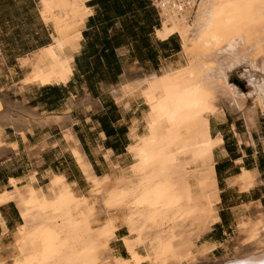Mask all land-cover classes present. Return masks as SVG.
Masks as SVG:
<instances>
[{
	"label": "bare ground",
	"instance_id": "obj_1",
	"mask_svg": "<svg viewBox=\"0 0 264 264\" xmlns=\"http://www.w3.org/2000/svg\"><path fill=\"white\" fill-rule=\"evenodd\" d=\"M84 3L85 0H41V16L53 24L54 34L49 47L20 60L21 66L29 70L21 80L24 85H66L72 79V52L78 49L81 28L92 13ZM156 34L161 40L177 35L182 60L176 68L168 67L161 75L145 76L122 88L124 96H139L147 107L143 132H138L136 122L131 129L128 151L134 164L130 180L109 186L110 177L95 176L79 149L72 154L89 186V196L79 194L73 185L71 189L64 176L53 175L46 189L35 188L38 181L34 173L27 176V187L22 186L26 178L9 180L10 189L0 194V207L9 203L23 207L24 213L20 214L24 225L15 232L8 249L0 244V264H193L196 257L191 252L170 257L175 249L168 237L171 232L169 235L165 230L186 224L198 213L210 216L213 204L220 201L214 150L222 139L211 136V118L222 114L223 104L243 110L249 97L253 107L264 111V77L249 83L251 93L242 94L230 82L228 73L264 49V0H199L193 9L163 10ZM5 112L0 111V149L4 146L1 136L5 126H12L25 137L22 127L30 122ZM246 119L250 125L252 119ZM53 121L54 118L46 119L47 123ZM235 183L245 192L256 184L252 173L246 171ZM53 188L58 191V202L48 197ZM199 199L206 200L207 209L199 208ZM98 201L106 213L102 222L98 220ZM52 204L57 215L41 218L40 211ZM35 212L39 214L33 216ZM112 213L119 216L113 218ZM2 216L0 211L3 235L7 233V220ZM62 217L72 234L57 223ZM238 225L245 229L242 243L248 246L244 250L247 254L217 264H264V213L259 211ZM120 227L137 238L123 240L129 260H117L110 253L111 240ZM153 230L165 235H155L153 243L142 248L143 236ZM91 232L97 241L94 237L80 242ZM214 247L205 245L204 254Z\"/></svg>",
	"mask_w": 264,
	"mask_h": 264
},
{
	"label": "crops",
	"instance_id": "obj_2",
	"mask_svg": "<svg viewBox=\"0 0 264 264\" xmlns=\"http://www.w3.org/2000/svg\"><path fill=\"white\" fill-rule=\"evenodd\" d=\"M40 3L0 0V82L8 83L0 87L3 111L30 121V126L22 127L25 137L12 126L4 127L0 194L10 189L9 180H21L32 173L42 187L53 175L64 176L83 194L86 182L72 149H79L97 177L109 174L113 165L125 170L131 161V129L136 122L141 132L147 107L139 96H124L122 88L177 67L182 44L177 35L158 38L161 21L150 0H135L132 8L122 13L116 12L113 1L85 0L92 13L81 28L79 50L72 52V79L66 85L24 87L21 80L29 70L20 60L49 47L54 34L53 24L41 16ZM224 105L222 114L210 120L211 136L222 139L214 150L220 201L216 205L219 221L198 242L215 246L206 257H199L203 264L234 257L243 239L240 221L264 213V112L253 107L251 99L243 110ZM247 116L252 119L250 125ZM47 118L54 121L47 123ZM243 171L252 173L256 182L248 192L235 183ZM4 206L0 211L7 220V233L2 235L0 229V244L21 223L16 204ZM126 232L121 227L113 242L120 243Z\"/></svg>",
	"mask_w": 264,
	"mask_h": 264
},
{
	"label": "rangeland",
	"instance_id": "obj_3",
	"mask_svg": "<svg viewBox=\"0 0 264 264\" xmlns=\"http://www.w3.org/2000/svg\"><path fill=\"white\" fill-rule=\"evenodd\" d=\"M32 56H34V54L32 55ZM176 68V67H175ZM263 68H264V49H261L260 51H258L255 55H254V57H251V58H248V59H246L243 63H241L239 66H237L235 69H231L228 73H229V80H230V82L231 83H233V84H235L237 87H238V90H239V92L241 91V93L242 94H249V93H251L252 91H253V87H249L250 85H249V83L250 82H252V81H258L259 79H260V77L261 76H263L264 77V73H263ZM6 84H8L7 83V81H3V83H1L0 82V87L1 86H6ZM21 85L22 86H24V87H27L26 85H24L23 83H22V81H21ZM248 99H251L250 97L249 98H247L246 100H245V103H246V101L248 100ZM244 107H245V105H244ZM259 109H261V108H259ZM4 110V106H3V101H2V99H1V97H0V111L1 112H5V111H3ZM263 111V110H262ZM264 112V111H263ZM5 113H7V112H5ZM7 114H9V113H7ZM12 117H13V115H11ZM23 118H25L26 119V117L25 116H22ZM143 129L144 128H142V131L141 132H143ZM66 138L69 140V139H72L68 134H66ZM129 148V147H128ZM76 148H74V149H72V152L75 150ZM128 153H129V151H128ZM133 164H134V162H133V160L131 159V161L127 164V165H125V167H124V169L125 170H120V169H118V166L117 165H113V167H112V169H111V171L109 172V174L111 175H109V174H107L109 177H110V181H111V183H110V185L109 186H113V185H120V184H122L123 183V181H124V183L125 182H128L129 180H130V176L132 177V166H133ZM214 165H215V160H214ZM115 168V169H114ZM113 170H114V172H113ZM113 174H114V176H113ZM128 174V175H127ZM116 175V176H115ZM124 176V177H123ZM122 177V178H121ZM126 177L128 178V180H126ZM26 178V180L23 182V184H22V186L23 187H27V186H29V182H28V180H27V177H25ZM52 178V177H51ZM51 178H50V181L48 182V184H50V182H51ZM114 178H116V179H114ZM118 178V179H117ZM121 178V179H120ZM125 180H124V179ZM113 179V180H112ZM120 180H122L121 181V183L119 182ZM114 181V182H113ZM118 181V182H117ZM118 183V184H117ZM120 183V184H119ZM47 184V185H48ZM113 184V185H112ZM27 185V186H26ZM47 185H46V187H42V186H39V185H36L35 186V188H44V189H46L47 188ZM71 186V189H72V184L70 185ZM217 188H218V182H217ZM55 188H53L52 190L53 191H50L49 192V194H48V197H49V199L51 200V202H55L56 200V202H58V199H59V194H58V191L56 192V190H54ZM82 190H83V194H81L79 191H78V193L79 194H81V195H85V196H89V186L87 185V183H85L84 185H83V187H82ZM55 191V192H54ZM87 191V192H86ZM218 191H219V188H218ZM54 192V193H53ZM55 195V196H54ZM58 195V196H57ZM198 195H199V193H198ZM57 196V197H56ZM55 197V198H54ZM102 197H103V195L100 197L101 199H102ZM58 198V199H57ZM218 198H219V192H218ZM55 199V200H54ZM201 200V201H200ZM220 200V199H219ZM201 203V204H200ZM217 203L218 202H216V203H214L213 204V206L212 207H214L213 208V211H212V213H211V215L209 216L208 214H206V213H198V214H196V215H198V217H196V215L192 218V219H190L186 224H183V225H181V226H179V227H174L173 225H172V230H170V229H167V230H165L166 232L168 231V233H169V235H170V232H171V235L170 236H168L169 238H171V240H172V243H173V246H174V249H175V251L174 252H171V254H170V257H173V256H175V255H183V256H186L188 253H192L193 255H195V260L193 261V264H203V263H201V262H199L198 260H199V257H204L203 255H205L204 254V246L206 245V244H203V245H199L198 244V242H199V240L202 238V236L205 234V233H207L208 231H210L211 230V228L215 225V223L217 222V221H219V217H218V210H216L217 208H216V206L215 205H217ZM16 204V203H15ZM54 204H52V205H50V206H48L47 207V209L45 208V210H42V211H40V215H41V218L43 217V218H52V217H55L57 214H55V213H57L56 212V210H55V207L56 206H54V207H51V206H53ZM207 205V202H206V200L204 201L203 199H199V201H198V206H199V208H201V209H207L208 208V206H206ZM97 206H98V220L100 221V222H102V221H104L105 220V218H106V213H105V210L103 209V207H102V202L101 201H98V203H97ZM16 207L18 208L19 206L16 204ZM49 207H51V208H49ZM203 207V208H202ZM206 207V208H205ZM21 207H19V216H20V220H21V223H20V225H18V227H17V229L16 230H14V231H12L7 237H6V239H5V241H4V246H5V248H9V246L14 242V234H15V232L16 231H18L19 229H20V226H22V225H24V218L22 217L23 216V214H20V213H24V209H23V207L20 209ZM215 209V210H214ZM104 213V214H103ZM37 214H39V213H34L33 214V216L34 215H37ZM115 214H117V213H112L111 214V217L113 216V218H116L117 216H119L118 214L117 215H115ZM200 214H203V215H200ZM205 215V216H204ZM14 216H15V214H14ZM200 217V218H199ZM62 218H63V220H62ZM61 219L59 218V219H57V223L59 224V225H61L63 228H64V230L65 231H67V233L68 232H70V234H72V230L70 231L69 230V228H68V224H67V221H66V219L64 218V217H62ZM199 218V219H198ZM210 218V219H209ZM201 219V220H200ZM30 220H31V218H30ZM195 220L197 221V222H195ZM203 220V221H202ZM191 221H193L192 223H191ZM195 222V223H194ZM198 222H200V223H198ZM204 224V225H206V226H204L202 223ZM213 223V224H212ZM210 224V225H209ZM212 224V225H211ZM186 225V226H185ZM207 226H208V228H207ZM239 227H241V228H239ZM121 228V227H120ZM120 228H118L117 229V231L115 232V238L113 237V239L111 240V244H110V253L111 254H114L115 255V258L117 259V260H121V259H125V260H129L130 259V254H129V252L127 251L128 249H127V247H126V245H125V243L123 242V240L125 241L126 239H129V240H131V241H137V238L134 236V235H132V234H130L129 232H128V230L125 228V227H123L124 229H126V236H124V237H122L121 238V242H122V244H121V242L119 243V242H113V241H115L116 240V235H117V232H118V230L120 229ZM175 228V229H174ZM177 228L179 229V230H177ZM67 229V230H66ZM238 229H239V233H240V235L243 237V239H242V242L243 243H245V239H246V234H245V229L244 228H242V226H238ZM241 230H243V231H241ZM163 232H160V233H158V230H153L152 232H146L145 234H147V235H144L143 236V238L145 239H142L141 240V243H143L142 244V248H144V246L145 245H147V243L150 245V243L149 242H152L153 243V237H156V236H164L165 234L163 233ZM148 234H150V235H148ZM156 235V236H155ZM150 236V237H149ZM180 236H182V237H180ZM95 237V235H94V232H91L88 236H86L85 237V239H81L82 241H80V242H83V240H89V239H93ZM148 238V239H147ZM115 239V240H114ZM153 240V241H152ZM192 240V241H191ZM95 241H97V239H96V237H95ZM146 241V242H145ZM146 244H145V243ZM241 242V248H237V251H236V255L234 256L235 258H241L243 255H246L247 253H245V251L248 249V246L245 244V246L243 247V243ZM187 244V245H186ZM193 247H194V250H193ZM122 248H124L125 249V252H122ZM203 251H202V250ZM193 250V251H192ZM241 250H243V251H241ZM245 250V251H244ZM196 251V252H195ZM202 251V252H201ZM156 252V251H155ZM194 252V253H193ZM247 252H249V251H247ZM239 253H240V255L241 256H239ZM244 253V254H243ZM118 254H123V255H118ZM186 254V255H185ZM207 255V254H206ZM206 255H205V257H206ZM234 257H232V258H229V259H234ZM197 259V260H196ZM227 260V259H226ZM195 261H197V262H195Z\"/></svg>",
	"mask_w": 264,
	"mask_h": 264
},
{
	"label": "built area",
	"instance_id": "obj_4",
	"mask_svg": "<svg viewBox=\"0 0 264 264\" xmlns=\"http://www.w3.org/2000/svg\"><path fill=\"white\" fill-rule=\"evenodd\" d=\"M153 7L157 10L161 21V13L163 10L184 11L193 9L198 4L199 0H150Z\"/></svg>",
	"mask_w": 264,
	"mask_h": 264
},
{
	"label": "trees",
	"instance_id": "obj_5",
	"mask_svg": "<svg viewBox=\"0 0 264 264\" xmlns=\"http://www.w3.org/2000/svg\"><path fill=\"white\" fill-rule=\"evenodd\" d=\"M101 1H106V3L111 2V1L115 2L114 4L116 6L115 7L116 12L122 13L123 11L131 9L133 6V2L135 0H101Z\"/></svg>",
	"mask_w": 264,
	"mask_h": 264
}]
</instances>
